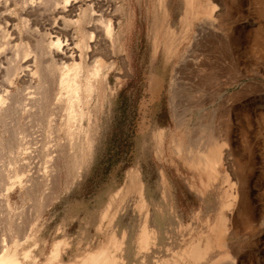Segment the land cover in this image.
<instances>
[{
	"label": "rangeland",
	"instance_id": "rangeland-1",
	"mask_svg": "<svg viewBox=\"0 0 264 264\" xmlns=\"http://www.w3.org/2000/svg\"><path fill=\"white\" fill-rule=\"evenodd\" d=\"M71 1L81 17L98 9ZM107 1L118 12L104 21L105 42L78 53L87 64L95 53L102 71H82L74 118L65 100H53L42 120H19L17 101L34 90L17 77L4 97L0 237L28 234L37 258L28 264L93 256L119 264H264V0ZM10 4L25 39L17 45L36 51L22 5ZM109 22L119 34L116 54L106 46ZM177 73L180 118H189L191 102L203 108L183 126L171 105ZM16 127L54 133L23 140L8 132ZM211 144L215 167H206L199 149Z\"/></svg>",
	"mask_w": 264,
	"mask_h": 264
},
{
	"label": "bare ground",
	"instance_id": "bare-ground-1",
	"mask_svg": "<svg viewBox=\"0 0 264 264\" xmlns=\"http://www.w3.org/2000/svg\"><path fill=\"white\" fill-rule=\"evenodd\" d=\"M10 1L11 0H0V23H2L3 25V27H1L0 35V135L3 130L6 131L5 123L10 115V108L7 107L8 102L4 100V97L6 96L8 98L11 94L13 90L12 80L13 78L15 80L16 77L18 81L21 80L20 82L25 91L28 89L34 90L32 92L33 96L26 97L24 100L17 101V111L19 112L18 116H20L19 120L25 117H34L35 115H38L40 118L39 120H42L41 118L46 115V106L51 104L53 100L57 102H63L65 100L68 105L67 107L62 106V108L67 114L68 119L70 120L75 117L73 108L74 106H76L75 103L79 101V97H76V86L79 83V79L81 80V78L83 77V70L86 69L85 67L89 66L90 76H93L94 74H97V72L102 71V64L100 61L101 59L100 57H96L95 53H92L88 56V58H86L88 64L83 61L85 58L83 59L82 55H80L79 57L78 53H83V51L85 50L89 52L97 51V47L101 43H103V41L105 42V27L103 26V24L105 23L104 21H106L105 19L115 17L118 12V8L115 10L114 7L111 6L112 3L109 5L107 0H90L91 4H89V6H91V8H94L93 6H95L98 9L96 11L93 10L91 12V15L89 16L87 15L90 12L88 14L86 13L84 17H81L82 14L81 16L77 14L79 7L77 6V1L14 0L20 3L23 7L21 15L22 17H20L21 20L28 25V27H26V29L28 28V30H26L25 32H28L27 35H31V37H36L39 41V45L36 51H33L31 48L23 49L17 45L16 41L21 43V41H24L25 39L23 40L22 35L19 32V26L13 23L14 13L10 8ZM90 9L88 10L90 11ZM33 14H36V18L32 20L33 25L31 26V20H29V17H31ZM77 17L78 19L74 20ZM72 24L77 27L75 30L71 28ZM107 30L108 32L106 34V46L108 43V48L110 47L111 52L113 54H116L114 48H117V35L119 34H117V29L114 28L112 23L108 25ZM77 40H80V46H78L77 42L79 41ZM102 49H104V47ZM10 51L14 52V55L12 57H8ZM77 58H80V63H77ZM8 60L10 61L8 63L9 66H6L5 64ZM210 79L211 75L205 73L200 78V82L203 86L206 87L208 83H210ZM92 82V94H96L98 91L97 82ZM51 83L53 84V86L55 87V91L57 92L55 94H52V91H54V89H52V91L48 93L49 86L51 88L53 87ZM179 84V76L177 73L172 84L171 105L173 115L178 120L180 119L179 125L183 126L185 122L187 123V121L190 122L192 120L191 116L195 112L201 113L203 108L202 106H200L201 103H199L200 105H198L196 101L191 102V104L188 105L186 111L188 112L189 118H180L183 114L179 113L178 107L176 105ZM79 88H81V86ZM64 92H67V97H64ZM23 96L21 98H23ZM8 132L13 134L14 137L23 140H35L42 138L48 134L54 133L40 127H28L23 129L16 127L13 131L8 130ZM214 146L211 144L208 147L199 149V156H201V159L203 160L206 167H215L213 166L215 164V161L210 160V158L215 155L211 153L214 151V148L217 145L215 147ZM18 148L22 152L28 150V148L23 145H20ZM28 238V234H24L21 237L18 236L17 233L13 232V234H11L9 238H7L5 234H3L0 237V264H28V262L32 259L37 262V258L33 254V247L28 248L27 245H25L27 244ZM145 239H147L145 240L147 243L149 238L147 237ZM142 246L144 247V245ZM60 254L61 253L56 250L52 258L55 260H60ZM61 262H59L58 264H62ZM89 262L92 264H119L117 260H113L110 262L108 259L102 256H93L92 258H90V260L85 261V263L82 264H89Z\"/></svg>",
	"mask_w": 264,
	"mask_h": 264
}]
</instances>
